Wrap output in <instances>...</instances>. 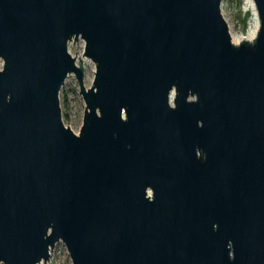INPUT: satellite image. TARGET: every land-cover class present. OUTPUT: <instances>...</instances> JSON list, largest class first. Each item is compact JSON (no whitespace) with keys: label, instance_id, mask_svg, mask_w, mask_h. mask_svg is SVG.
Returning <instances> with one entry per match:
<instances>
[{"label":"water","instance_id":"water-1","mask_svg":"<svg viewBox=\"0 0 264 264\" xmlns=\"http://www.w3.org/2000/svg\"><path fill=\"white\" fill-rule=\"evenodd\" d=\"M221 1L0 0V264H264V0Z\"/></svg>","mask_w":264,"mask_h":264},{"label":"rangeland","instance_id":"rangeland-1","mask_svg":"<svg viewBox=\"0 0 264 264\" xmlns=\"http://www.w3.org/2000/svg\"><path fill=\"white\" fill-rule=\"evenodd\" d=\"M221 12L228 24L231 37H247L251 30L258 29V19L254 14L252 0H222ZM69 53L75 58L76 63L82 60L84 79L83 83L86 88L92 85L95 73L94 62L84 56V41L81 38L74 41L71 39L67 43ZM59 104L63 123L73 132L78 133L82 116L85 110V103L79 93L78 83L73 74L66 77L60 91ZM46 264H71V260L61 241L55 243L50 251V256Z\"/></svg>","mask_w":264,"mask_h":264},{"label":"bare ground","instance_id":"bare-ground-1","mask_svg":"<svg viewBox=\"0 0 264 264\" xmlns=\"http://www.w3.org/2000/svg\"><path fill=\"white\" fill-rule=\"evenodd\" d=\"M254 14L256 15V12H255V9H254ZM256 19H257V16H256ZM255 36V30H251L249 33H248V36L245 38V37H239V38H235V37H232V41L234 43H239L240 41L242 40H250L252 39L253 37Z\"/></svg>","mask_w":264,"mask_h":264}]
</instances>
